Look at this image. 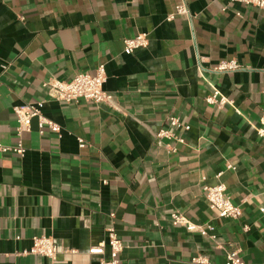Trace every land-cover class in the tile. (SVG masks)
I'll use <instances>...</instances> for the list:
<instances>
[{"label":"crops","instance_id":"1","mask_svg":"<svg viewBox=\"0 0 264 264\" xmlns=\"http://www.w3.org/2000/svg\"><path fill=\"white\" fill-rule=\"evenodd\" d=\"M182 2L0 0V144L17 142L15 107L43 102L61 127L41 135L34 119L25 157L0 153V264H100L89 251L111 227L121 264H226L234 250L264 264V139L253 128L264 111V9L186 0L191 19L169 20ZM138 35L148 46L126 55ZM233 59L243 69L212 72ZM100 65L113 103L49 97L46 83ZM216 90L231 104L209 105ZM220 183L240 219L210 208L202 187ZM176 213L213 225L217 239L174 226ZM37 236L55 240V263L23 254Z\"/></svg>","mask_w":264,"mask_h":264},{"label":"built area","instance_id":"2","mask_svg":"<svg viewBox=\"0 0 264 264\" xmlns=\"http://www.w3.org/2000/svg\"><path fill=\"white\" fill-rule=\"evenodd\" d=\"M231 3H239L246 6L256 7L258 9H264V0H230ZM176 16H185L191 19V13L188 9L186 0H183L175 12L169 16V20H173ZM126 55H131L135 50L146 48L148 46V39L146 35H138L133 39L124 41ZM5 69V68H4ZM243 69V67L236 60H224L221 61L216 67L212 69V72L225 74L232 73ZM107 82V74L104 65H100L97 68L95 75L90 74H78L70 81L53 80L46 83L44 86L48 89V95L51 99L66 104H77L81 101L87 103L99 104H111L113 103V97L105 90V84ZM206 102L209 105L223 108L230 101L222 96L219 91H214L213 94L206 98ZM44 103L39 102L34 105H24L14 108V113L17 118L16 138L17 142L11 146H4L0 144V153L3 155L12 154L21 158L25 157L27 150L23 144L24 133L30 132L32 122L34 119H38L40 134L43 135L45 130H49L56 134H60L61 127L52 120L45 117L43 114ZM239 113L238 110H236ZM240 114V113H239ZM170 126L173 128H184L190 130L189 126L184 125L179 119L172 118L170 120ZM257 135L264 139V111L259 119V123L253 126ZM159 138H171L172 134L169 131H161L158 135ZM180 143H184L182 139ZM80 147H84V142L80 141ZM228 169H233L228 167ZM223 173L218 175L220 178ZM202 190L206 199L209 202L210 208L216 211L221 218L238 220L242 216V209L233 204L231 198L227 194V187L224 184L216 186L204 185ZM264 194V193H263ZM263 218H264V211ZM172 224L174 226H182L188 232L199 233L203 237H207L213 241L217 239L215 235V227L213 225L199 226L191 223L181 214L172 215ZM247 231L248 227H244ZM107 240L90 249L91 255H97L101 257L100 264H121L120 257L124 251V244L119 238L116 229L111 227L107 229ZM109 250V255L106 256V249ZM60 249L53 238L46 236H37L32 239V247L29 251L23 254L37 255L49 259L52 263L57 261ZM73 253V252H72ZM196 264H205V261L201 258H195L193 260ZM226 264H246L239 256V251L234 250L227 254Z\"/></svg>","mask_w":264,"mask_h":264}]
</instances>
